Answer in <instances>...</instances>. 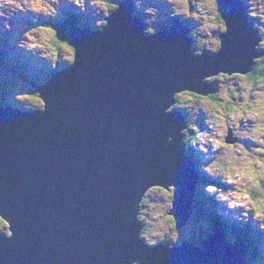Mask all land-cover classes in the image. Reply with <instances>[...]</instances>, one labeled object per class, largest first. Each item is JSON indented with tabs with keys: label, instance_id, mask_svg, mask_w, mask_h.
<instances>
[{
	"label": "water",
	"instance_id": "water-1",
	"mask_svg": "<svg viewBox=\"0 0 264 264\" xmlns=\"http://www.w3.org/2000/svg\"><path fill=\"white\" fill-rule=\"evenodd\" d=\"M98 32L74 27L72 67L35 85L43 113L0 102V214L14 238L0 237V264H247L248 247L225 235L199 246L147 247L136 238L135 203L150 183L175 185L177 227L193 213L196 175L185 151L166 145L184 114H165L174 90H211L203 75L222 65H245L256 42L238 0H219L229 30L218 55L188 51V28L178 20L143 34L132 0H120ZM259 54V53H256ZM177 141L179 137L176 136ZM230 139V137H229Z\"/></svg>",
	"mask_w": 264,
	"mask_h": 264
},
{
	"label": "clouds",
	"instance_id": "clouds-1",
	"mask_svg": "<svg viewBox=\"0 0 264 264\" xmlns=\"http://www.w3.org/2000/svg\"><path fill=\"white\" fill-rule=\"evenodd\" d=\"M159 2L168 6L169 21L185 22L190 41L188 51L193 56L221 52V37L229 27L219 10V0ZM62 4L71 5L81 13L91 9L89 24L85 26L98 32L108 26L120 6L118 0H0V34L12 31L9 21L16 13L30 21L28 26L17 25L13 42L16 49L44 62L45 67L35 74L41 82L59 65L72 67L77 61L76 45L56 25L58 19L61 22L64 19L60 15ZM240 4L256 33L247 63L222 65L203 75L201 82L210 85L211 90L198 91L191 86L174 90L164 113L182 112L183 126L175 136H165L163 142L174 144L177 150L191 149L198 154L195 165L201 181L197 190L231 212V222L251 223L264 233V0H240ZM131 14L141 16L144 35L151 37L157 33V7L148 6L147 0H132ZM11 99L22 105L24 111L47 110V101L38 90H16ZM174 199V184L150 183L143 188L135 203L133 219L136 238L145 246L167 244L171 248L178 243L180 229L172 212ZM14 235L11 218L0 214V237L11 244ZM225 236L229 243L234 242L232 232ZM193 243L199 246L198 241ZM129 264H148V260L140 257L131 259ZM247 264L259 262L249 257Z\"/></svg>",
	"mask_w": 264,
	"mask_h": 264
},
{
	"label": "rangeland",
	"instance_id": "rangeland-1",
	"mask_svg": "<svg viewBox=\"0 0 264 264\" xmlns=\"http://www.w3.org/2000/svg\"><path fill=\"white\" fill-rule=\"evenodd\" d=\"M238 1H240V0H238ZM147 5L157 7L159 9V11L162 10V12H163L162 14L168 13V6L160 3L159 0H147ZM71 10H73L71 5L62 4L61 9H60V15L63 18H65L67 16H66V14H64V12L65 11H71ZM74 10L77 13H80L82 15L81 18L83 19V21H79L80 22L79 25L89 24V13L91 12V9H89L88 12H85V13H81L79 11V9H74ZM245 17H246V15H245ZM246 22H248L247 18H246ZM9 23L12 24L13 27H12V31L8 32V36L5 38V44L7 45L6 51L7 52L12 51V53H17V57L7 59L9 65L6 64L3 59H0V72L4 75L5 78L8 79V82H6L4 80L3 84L0 83V102H2L3 105L10 104V105H14V106L22 108V105H19L15 101H12L11 97H12L13 92L16 90L32 89L31 88L32 83H41V80L35 78V74L40 72L45 66H44L43 61L37 60L35 57H32L29 53L25 52L22 49H16L15 44L13 42V36L17 32V25H25V26L30 25V21L28 20V18L23 14L16 13L14 15L13 19L9 21ZM16 38H18V36ZM23 57L25 58V59H23L25 62H27L26 59H28L30 61L28 64L31 66V69L28 70L26 73V77L24 75L25 71H23L22 69H20L18 71L15 69V66H14V65L18 64L21 61V58H23ZM9 58H10V56H9ZM63 66L64 65H59L60 68H62ZM31 78H32V80H30ZM185 154L193 162V165H194L195 171H196L195 161L198 159V154L194 153L191 149L186 151ZM200 181H201V176L196 171V187H195L196 190H195V193L198 191L197 185H198V183H200ZM199 192H201V191H199ZM194 196H193V201H194ZM205 196L209 197L206 193L202 192L201 197H205ZM202 202H203V206H206V203L203 199H202ZM214 202H216V201L214 200ZM192 206L194 208V203L192 204ZM201 206H202V204H201ZM220 206H223V205L220 204ZM196 212L200 213L201 210L199 212L197 210ZM222 212L224 214L229 215L230 217L233 215L231 212L226 210L224 207L222 209ZM197 213H194V211H193V213L190 217V220L183 227L178 228V229H180V239H179L177 244H179V242L184 240V239L191 241V242L198 241L200 243V240L202 238L206 239V238L215 234V233L211 234L210 232H208V226L206 225L207 219L205 217L197 214ZM203 215L206 216L205 214H203ZM252 225H250V226L252 228H255V225H253V226ZM226 228H227V230L230 229L227 226H226ZM217 233H219V232H217ZM258 234L262 235L264 233H258ZM263 247H264V240H263ZM249 254L247 255V258L250 257ZM262 254L263 255H261L259 257H263L261 262L264 264V248H263ZM254 257L255 256H252L251 259ZM253 261H256V260H253Z\"/></svg>",
	"mask_w": 264,
	"mask_h": 264
},
{
	"label": "trees",
	"instance_id": "trees-1",
	"mask_svg": "<svg viewBox=\"0 0 264 264\" xmlns=\"http://www.w3.org/2000/svg\"><path fill=\"white\" fill-rule=\"evenodd\" d=\"M64 14H66L67 17L64 18V20L61 22L59 19L56 22L57 27L60 29L61 34L67 33L70 34L71 29L75 26L80 24L79 21H83L81 18L82 15L80 13H77L74 9L71 11H65ZM69 21V23H66L65 25L64 21ZM48 23H52L51 21H47ZM7 33L0 34V59L7 60L9 57V54L7 55L6 51L4 50L5 44V38L7 37ZM23 71H26V68L21 67ZM57 69H61L59 66ZM51 73V72H49ZM48 73L47 77L50 75ZM2 79V80H1ZM4 80L8 82V79L4 77V75L0 72V83L3 84ZM23 109V108H22ZM186 153V151H185ZM193 155V154H192ZM194 158V157H193ZM202 192L197 191L194 196V213H197L201 210L200 213H197L203 217H205L206 225L208 226V232L214 233L218 230H222L225 234L227 232H232L235 240L234 242H243L245 243L250 251V257L255 256L252 258V260H256L258 256L263 255V240H264V234L260 235L255 228H252L250 225L252 224H243L242 226H239L238 223L231 222L230 219H223L221 218V221L223 223L218 222V215L215 211V203H213V200L209 197H201ZM202 199L205 201L206 206H203ZM202 202V203H201ZM202 204V206H201ZM205 214L206 216H204ZM227 227L230 229L227 230ZM253 226V225H252ZM257 256V257H256ZM263 257H260V260H262ZM258 261V260H256Z\"/></svg>",
	"mask_w": 264,
	"mask_h": 264
},
{
	"label": "flooded vegetation",
	"instance_id": "flooded-vegetation-1",
	"mask_svg": "<svg viewBox=\"0 0 264 264\" xmlns=\"http://www.w3.org/2000/svg\"><path fill=\"white\" fill-rule=\"evenodd\" d=\"M219 10H220V7H219ZM162 13H163L162 10L159 11V15L157 17V23L155 25L157 27V29H159V28H167L168 25L172 22V21H170V23H167L169 21L168 20V13H165V14H162ZM138 16H140V15H138ZM189 23H191V22H189ZM184 240H182V241H184Z\"/></svg>",
	"mask_w": 264,
	"mask_h": 264
},
{
	"label": "bare ground",
	"instance_id": "bare-ground-1",
	"mask_svg": "<svg viewBox=\"0 0 264 264\" xmlns=\"http://www.w3.org/2000/svg\"><path fill=\"white\" fill-rule=\"evenodd\" d=\"M256 35V34H255ZM189 161H190V159H189ZM191 162V161H190ZM195 172V174H196V171H194ZM198 178V177H197Z\"/></svg>",
	"mask_w": 264,
	"mask_h": 264
}]
</instances>
